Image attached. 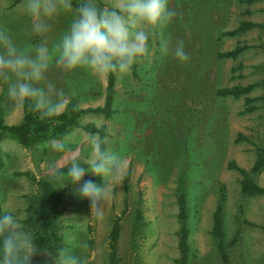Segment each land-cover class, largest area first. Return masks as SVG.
Here are the masks:
<instances>
[{
	"label": "rangeland",
	"instance_id": "374dc122",
	"mask_svg": "<svg viewBox=\"0 0 264 264\" xmlns=\"http://www.w3.org/2000/svg\"><path fill=\"white\" fill-rule=\"evenodd\" d=\"M97 2L104 6L114 0ZM21 5L22 0H0V27L21 43H34L39 38L30 33ZM169 5L176 15L163 33L152 31L148 55L133 66L135 70L117 74L112 118L92 113L82 117V124L107 125L106 145L122 154L124 165L108 189L100 216H93L89 200L79 195L76 186L67 190L57 209L63 246H68L65 236L71 234V246L86 264H109V234L120 216L118 264H180L177 196L184 191L190 207L188 264H264V195L243 194L244 175L228 167L235 161L264 186V169L252 172L257 147H264V0H169ZM69 19L60 16L53 22V39ZM244 21L259 26L225 34ZM162 38L170 41L167 55L160 48ZM178 40L184 42L187 62L171 52ZM239 45L248 47L236 59L218 57ZM107 75L53 66L49 78L68 94L66 108L86 109L103 105ZM247 84L256 85L249 94L256 99L251 112H245L244 96L215 93L220 87ZM0 102L4 122L20 123L24 107H13L3 84ZM92 134L76 128L61 139L30 147L14 138L4 139L0 143L2 210H18L26 227L30 204L39 192L34 179L52 175L53 161L58 169L73 159L86 160ZM65 138L69 150L54 151L52 142ZM89 179L103 183L102 178ZM221 190L226 195L225 256L218 253L211 234Z\"/></svg>",
	"mask_w": 264,
	"mask_h": 264
},
{
	"label": "clouds",
	"instance_id": "9594fccd",
	"mask_svg": "<svg viewBox=\"0 0 264 264\" xmlns=\"http://www.w3.org/2000/svg\"><path fill=\"white\" fill-rule=\"evenodd\" d=\"M21 6L30 33L39 39L21 43L7 28L0 27V84L6 86L14 108L26 107L41 119L59 116L68 104V94L49 78L53 66L69 72L84 69L101 76L127 74L148 55L152 31L163 33L176 15L169 0H114L104 6L97 0L75 4L74 0H22ZM60 16L70 19L53 39V22ZM160 48L167 55L170 41L162 38ZM171 52L181 62L189 60L182 40ZM67 141H54L51 147L65 153L69 150ZM89 144L88 158L73 159L66 173L57 171V180L59 189L76 186L79 195L89 200L93 216H100L111 183L121 175L124 158L98 134L90 136ZM50 168L56 170L54 161ZM89 172L103 183L84 179ZM71 240V234H66L68 246L58 248L55 254L41 249L18 210H0V264H32L33 257L42 253L51 256L54 264H86Z\"/></svg>",
	"mask_w": 264,
	"mask_h": 264
},
{
	"label": "trees",
	"instance_id": "16d2710c",
	"mask_svg": "<svg viewBox=\"0 0 264 264\" xmlns=\"http://www.w3.org/2000/svg\"><path fill=\"white\" fill-rule=\"evenodd\" d=\"M252 1V0H251ZM75 4V1H74ZM259 26L257 23L244 21L239 26L225 33L226 35H236L244 33L248 30ZM248 46L239 45L232 50L218 53L219 58L236 59ZM133 70L134 67L132 68ZM233 70H236L234 68ZM116 80L117 74L109 73L107 75L106 94L103 105L97 107H89L79 109L74 105H69L65 111L59 116L51 119H41L38 113L30 111L24 107V115L18 124H6L3 120V109L0 102V143L6 138H14L24 147H30L36 142L46 139H61L66 136L72 129L80 128L87 133L98 134L104 140L108 136L107 125L97 126L94 123L82 124V117L85 114H102L106 119L112 118L116 110L114 107L116 100ZM255 84L234 85L232 87H220L215 93L216 95L235 98L245 97L247 108L245 112L255 110L256 105L253 102L256 100L250 97L249 94L255 88ZM106 142V141H105ZM258 158L255 161L252 172L258 173L264 169V147H257ZM67 166L60 167L52 175H46L40 179H34L38 188V193L34 195L33 202L30 204V217L25 221L26 228L32 232L37 245L44 250L51 251L55 254L56 250L63 247V237L58 225L57 209L60 206L61 200L67 190L73 185L69 184L66 187H61L60 181L57 180V171L66 173ZM228 167L238 171L244 175L240 181L241 191L247 196H263L264 186L260 185L253 177L246 175V171L241 168L235 161H231ZM131 171L126 173L124 182L126 191L129 189V178ZM92 178L99 181L101 178L94 176L90 177L85 174L84 179ZM66 182V177H65ZM226 195L224 190L220 192L219 202L213 213V225L211 234L214 237L218 253L225 256V238H226V213H225ZM178 203V220L180 229L178 232V247L180 251V264H188L190 259V207L188 196L184 191H181L177 196ZM0 210H2L0 206ZM140 214V212H139ZM121 234L120 216L113 221L112 228L109 234V264H118V242Z\"/></svg>",
	"mask_w": 264,
	"mask_h": 264
},
{
	"label": "water",
	"instance_id": "95a60500",
	"mask_svg": "<svg viewBox=\"0 0 264 264\" xmlns=\"http://www.w3.org/2000/svg\"><path fill=\"white\" fill-rule=\"evenodd\" d=\"M32 264H54V260L47 253H42L33 257Z\"/></svg>",
	"mask_w": 264,
	"mask_h": 264
}]
</instances>
